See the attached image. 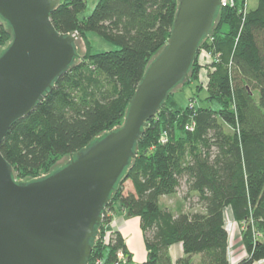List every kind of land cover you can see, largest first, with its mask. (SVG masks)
<instances>
[{"label":"trees","instance_id":"obj_1","mask_svg":"<svg viewBox=\"0 0 264 264\" xmlns=\"http://www.w3.org/2000/svg\"><path fill=\"white\" fill-rule=\"evenodd\" d=\"M244 2L234 0L232 7L218 10L180 85L195 84L192 97L204 91L199 102L205 104L181 109L174 91L143 128L135 158L105 208L88 264H115L119 250L126 264L131 260L120 233L113 232L108 246L98 242L115 208L139 218L147 251L143 264H172L168 249L174 244H181L185 255L176 264H189L192 256L200 257L198 264H230L224 209L238 226H247L238 264H264V0L242 13ZM177 6L178 0H99L81 19L86 0H61L50 21L59 34L76 33L87 53L78 54L52 91L1 142L0 154L16 182L49 175L61 158L122 125L149 62L170 36ZM89 33L117 50L93 54ZM10 41L0 20V47ZM201 53L208 64L199 60ZM201 69L205 86L197 77ZM127 181L132 189L124 194ZM182 182L197 198L199 212L180 206L173 213L161 206Z\"/></svg>","mask_w":264,"mask_h":264},{"label":"water","instance_id":"obj_2","mask_svg":"<svg viewBox=\"0 0 264 264\" xmlns=\"http://www.w3.org/2000/svg\"><path fill=\"white\" fill-rule=\"evenodd\" d=\"M61 0H0L11 41L0 47V144L27 117L83 49L59 34L50 14ZM220 0H178L170 36L149 62L123 123L41 179L16 182L0 154V264H88L111 194L135 158L148 120L188 77Z\"/></svg>","mask_w":264,"mask_h":264},{"label":"rangeland","instance_id":"obj_3","mask_svg":"<svg viewBox=\"0 0 264 264\" xmlns=\"http://www.w3.org/2000/svg\"><path fill=\"white\" fill-rule=\"evenodd\" d=\"M99 0H86V8L85 10L79 15V18H85L87 17L93 10V8L95 7V5L97 4ZM246 3V1H245ZM257 6V0H247L246 3V9H255ZM224 31V28L222 29ZM87 37L92 45V53H102V52H107V51H112V50H117V47L114 46L113 44H110L108 42H106L105 40H103L102 38H100L99 36H97L96 34L93 33H89L87 34ZM82 45V49H83V55H80L81 57H83L84 55H86L87 53V49H86V45L84 42L79 41ZM203 53L200 54L199 60H201V63L203 64H208L209 60L204 59L203 58ZM197 77L199 80L200 85L205 86L206 85V81H207V76H206V72L204 69H201L200 71H198L197 73ZM195 84L189 85L185 88H181L180 86L175 90L176 92L174 93V100L177 103V106L179 108H185L187 105H191V106H200V105H204L205 103H200L199 100L203 99L206 94L204 93V91L198 93L197 97L195 98L192 97L194 95L195 91ZM257 96L255 95V98ZM193 100H190L192 99ZM212 107L215 108L214 104H211ZM190 130V129H189ZM63 158H61L59 161H61ZM58 161V162H59ZM132 186H131V182L127 181L125 182L124 186H123V192L124 194H127L129 191H131ZM187 196V198H185ZM160 204L162 207L171 210L173 213H176L178 207L182 206V210L184 212H199L201 210L200 205L197 203V198L193 195V194H188L187 193V187L184 184V182L181 183L178 191L176 192L175 195H172L170 197H165L162 198V200L160 201ZM119 209L115 208L114 213H116V215L119 214ZM224 215H225V221L227 222V232L229 234V247H228V251L230 253V256L233 260H238L241 257L242 251L239 254H235L234 252V243H235V237L239 236L240 237V241L242 242V233L245 232L247 230V226L246 224L242 223L239 226L233 221L232 215L230 213V211L228 209H224ZM113 213V214H114ZM110 214H108L107 217H109ZM112 219V218H111ZM133 219H135L136 221H138L137 217H133ZM112 221V220H111ZM114 232V231H113ZM238 234V235H237ZM255 234V232H252V235ZM264 234V233H263ZM237 235V236H235ZM243 245V244H242ZM244 248V246H243ZM120 251V250H119ZM118 251V252H119ZM122 252V251H120ZM123 254V252H122ZM238 257H235V255ZM198 257V256H196ZM135 263V261H133ZM133 262L131 264H133Z\"/></svg>","mask_w":264,"mask_h":264},{"label":"crops","instance_id":"obj_4","mask_svg":"<svg viewBox=\"0 0 264 264\" xmlns=\"http://www.w3.org/2000/svg\"><path fill=\"white\" fill-rule=\"evenodd\" d=\"M111 216V229L112 231L120 233L123 238L125 247L131 256L129 264H131L133 261H135V263L133 262V264H143L146 260L147 251L144 242V235L140 228L139 218L137 217L138 221H136L132 216H128L127 213L122 210L119 211L118 215L114 213ZM235 238L234 252L235 254H239L242 251V253H240L241 257L239 258L242 259V257L245 255L244 248L242 243L239 242L240 237L237 236ZM168 254L171 258L172 264H176L177 261L185 258L181 244H174L169 247ZM235 257L237 256L235 255ZM199 260V256H192L189 260V264H198Z\"/></svg>","mask_w":264,"mask_h":264},{"label":"built area","instance_id":"obj_5","mask_svg":"<svg viewBox=\"0 0 264 264\" xmlns=\"http://www.w3.org/2000/svg\"><path fill=\"white\" fill-rule=\"evenodd\" d=\"M245 1L247 3V0H245ZM220 2H221V8L232 7L234 5V0H220ZM246 3L244 2L243 8L241 10L242 13H244L246 11ZM207 56L209 58L210 55L208 54ZM192 127L193 126H191L190 128H187V129L192 130ZM106 216H108V214ZM110 225H111V223H110ZM110 225H109V228L107 230H105L104 233L98 238V242H100L102 246H108L110 244V242L113 240V231H112ZM240 260L241 259L233 260L230 256V253H229L230 264H238ZM261 263H263V261L258 262V264H261ZM94 264H102V263L100 260H96L94 262ZM115 264H126V257L120 251L116 253Z\"/></svg>","mask_w":264,"mask_h":264}]
</instances>
